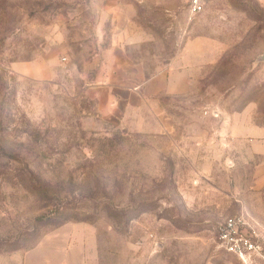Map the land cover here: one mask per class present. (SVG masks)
<instances>
[{
  "label": "rangeland",
  "instance_id": "1",
  "mask_svg": "<svg viewBox=\"0 0 264 264\" xmlns=\"http://www.w3.org/2000/svg\"><path fill=\"white\" fill-rule=\"evenodd\" d=\"M130 17L146 74L183 50L187 92L105 120L90 97ZM0 0V264H264V0ZM140 38V37H139Z\"/></svg>",
  "mask_w": 264,
  "mask_h": 264
},
{
  "label": "crops",
  "instance_id": "2",
  "mask_svg": "<svg viewBox=\"0 0 264 264\" xmlns=\"http://www.w3.org/2000/svg\"><path fill=\"white\" fill-rule=\"evenodd\" d=\"M123 7L118 5L120 31L104 51L99 80L89 93L105 120L127 122L135 120L133 117L158 97H177L187 92L193 79L183 66V50L155 72L145 73L142 59L133 58L132 49L140 48L147 40L129 32L132 25Z\"/></svg>",
  "mask_w": 264,
  "mask_h": 264
},
{
  "label": "built area",
  "instance_id": "3",
  "mask_svg": "<svg viewBox=\"0 0 264 264\" xmlns=\"http://www.w3.org/2000/svg\"><path fill=\"white\" fill-rule=\"evenodd\" d=\"M211 0H189L188 14L196 17L203 14ZM255 227L245 217L230 218L217 227V240L228 252L234 254L245 264H251L260 253V246L255 241Z\"/></svg>",
  "mask_w": 264,
  "mask_h": 264
},
{
  "label": "water",
  "instance_id": "4",
  "mask_svg": "<svg viewBox=\"0 0 264 264\" xmlns=\"http://www.w3.org/2000/svg\"><path fill=\"white\" fill-rule=\"evenodd\" d=\"M261 60H262V61H264V56H263V57H261Z\"/></svg>",
  "mask_w": 264,
  "mask_h": 264
}]
</instances>
